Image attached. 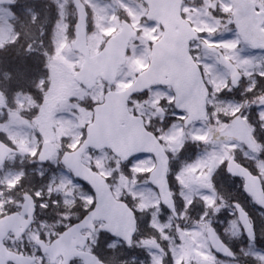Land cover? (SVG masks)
I'll return each mask as SVG.
<instances>
[{"label":"flooded vegetation","instance_id":"obj_1","mask_svg":"<svg viewBox=\"0 0 264 264\" xmlns=\"http://www.w3.org/2000/svg\"><path fill=\"white\" fill-rule=\"evenodd\" d=\"M251 2L257 13L264 14V0ZM15 6L1 8L14 12ZM9 21L12 24L13 19ZM232 26L238 30L236 22ZM195 28L200 41L192 44L191 51L210 92L208 118L191 121L188 112L176 109L171 88L156 87L129 101L138 135L142 127L151 135L136 147L150 151L122 159L110 151L88 149L90 159L105 154L114 160L106 169L114 177L106 176L96 163L88 162V167L103 175L116 199L135 213L138 230L132 244L110 235L104 220L88 224L96 200L88 185L74 179L77 189L71 204L53 199L47 210L44 200L20 185L8 191V199L0 200L11 201L0 220L18 218L2 241L0 264H84L80 254H93L105 264H141V234L151 245V264H264V208L247 189L260 183L264 191V46L257 48L240 36L242 46L226 47L227 32ZM222 57L236 68L235 74L223 66ZM93 109L94 105L92 121ZM157 155L165 160L159 161ZM164 166L166 172H159ZM120 175L122 188L115 184ZM136 189L146 191L143 197L147 196L144 203L150 202L149 209L142 210V200L128 192ZM29 195L33 209H25ZM243 215L252 225L251 236L242 224ZM72 229L74 235L55 257L47 255L48 247ZM218 240L230 256L218 252ZM121 252L126 256L109 262V256Z\"/></svg>","mask_w":264,"mask_h":264},{"label":"rangeland","instance_id":"obj_2","mask_svg":"<svg viewBox=\"0 0 264 264\" xmlns=\"http://www.w3.org/2000/svg\"><path fill=\"white\" fill-rule=\"evenodd\" d=\"M29 1L30 5L37 2L45 11L56 9L59 16L49 34L51 47L44 55L45 60L41 62L33 91L9 90L12 72L6 62L2 64L0 61V85L3 78L6 79L4 91L0 86V137L19 152L0 169V200L8 199L9 190L13 192V188L24 185L26 190L35 192L37 199L44 200L43 206L47 210L53 199L61 198L60 202L71 204L72 191L77 189V185L74 178L62 167L60 159L64 153L75 150L83 142L85 128L92 121L90 106L102 101L106 91L101 86L88 93L75 80V74L81 69L84 59L72 51L76 17L74 10L70 8L71 0ZM82 1L90 15L89 46L92 55L98 54L107 40L121 30L122 19L128 18L140 33L138 40L131 46L127 66L120 72L118 89L122 88L133 81L137 73L148 67L151 45L160 38L162 30L157 24L145 20L147 7L141 0ZM31 7L33 9L35 6ZM31 7L28 11L30 14ZM234 12L233 0H185L183 8L184 16L204 32L220 29L227 32L224 44L232 48L239 44L242 46L239 32L232 26L235 23ZM14 18L12 10L0 7V51H8L4 47L16 39L9 21ZM12 51L16 56L20 45L12 46ZM40 51L42 52V48ZM245 56L243 53V60ZM14 69L22 71L20 66L14 65ZM24 69L25 73L29 72L28 67L24 66ZM33 72L31 67L30 73ZM46 141L57 145L60 153L48 166H42L37 158L42 144ZM84 162L87 165L88 162L96 163L106 176L114 177L110 170H106L114 163L111 157L102 154L90 159L86 154ZM121 178V175L118 176L115 182L120 188L123 186ZM130 183L129 181L126 188H129ZM128 192L134 198H140L143 203L147 200V196L143 197L146 192L144 190ZM17 195H21V192ZM10 202H0V215L6 212V206ZM149 203H144L145 206L141 209H149ZM141 239V264H151L148 260L151 245L142 234ZM125 256L124 252L109 256V262H117L118 257L121 260Z\"/></svg>","mask_w":264,"mask_h":264},{"label":"water","instance_id":"obj_3","mask_svg":"<svg viewBox=\"0 0 264 264\" xmlns=\"http://www.w3.org/2000/svg\"><path fill=\"white\" fill-rule=\"evenodd\" d=\"M148 7L147 21L157 22L164 30L163 37L152 47V60L149 68L138 76L136 82L124 92H111L106 95L105 103L95 108V121L87 128V138L83 145L73 153H67L62 160L63 165L70 170L80 181L89 184L96 194V209L88 217L103 219L108 222L106 229L115 237H120L130 243L136 231V221L133 212L124 204L115 200L106 180L98 173L93 172L82 162V156L89 148L97 150L110 149L117 156L125 153L150 151L139 150L137 144L150 137L145 129L141 136L137 133L136 119L128 112V101L136 93H144L153 87H172L176 95V107L181 112L190 113L192 121L207 117V99L209 92L203 82L200 68L194 61L190 46L199 40L198 33L190 22L183 17L184 0H142ZM237 10L236 18L241 34L249 44L255 47L264 46V33L261 26V14H257L250 0H234ZM77 11L76 40L72 45L73 51L81 54L84 64L76 74V81L87 91H92L99 81L103 79L109 85H115L121 68L127 64L131 42L138 37V33L127 22L122 25V30L111 38L98 55L91 57L88 46V12L81 0H73ZM12 4L11 0H0V5ZM215 50V49H213ZM223 63L229 67L226 59ZM231 69V68H229ZM233 72V69H231ZM125 123V126L123 124ZM145 136V137H144ZM137 139V141H136ZM244 141V140H242ZM252 141L246 142L250 145ZM245 143V141H244ZM143 145V144H141ZM162 151V150H161ZM16 150L0 141V168L3 167ZM58 149L50 142L44 144L39 161L47 164L56 154ZM162 154L163 151H162ZM160 161V156H158ZM163 159V158H161ZM165 160V159H163ZM166 172V168H159V172ZM254 180H258L254 178ZM259 182V181H258ZM254 196L257 204L264 208V192L262 186L254 184L247 187ZM163 202L166 203L165 191H161ZM25 209H32V197H27ZM17 216H9L0 220V248L7 233L12 229ZM246 233L253 235V228L248 216L241 218ZM14 229V228H13ZM129 233L123 236L122 232ZM73 230L66 233L49 250L53 255L55 250L71 238ZM218 251L219 243L216 241ZM4 248V247H3ZM225 250V249H224ZM85 264H102L94 256H82ZM23 260H27L23 258ZM31 263V260H30Z\"/></svg>","mask_w":264,"mask_h":264},{"label":"trees","instance_id":"obj_4","mask_svg":"<svg viewBox=\"0 0 264 264\" xmlns=\"http://www.w3.org/2000/svg\"><path fill=\"white\" fill-rule=\"evenodd\" d=\"M23 1V0H22ZM30 5L27 6V4H24V2L20 3V11L22 9H25L26 11H29ZM31 14L28 15L24 22L20 20V30H22V33L19 37L20 40H25L24 44H20L21 53L17 56L12 55V81H11V87H9V90L16 91L21 90L24 91L26 89L27 92L29 90L33 91V88L37 82L38 74L40 73V69L42 66V60H45V57L40 56L42 55L40 48L41 40L44 38V36H47L51 33V30L57 21L58 12L56 9H53L51 11L46 10V14H42L41 16H38L40 14V9L31 7ZM24 26V28H22ZM26 29V30H24ZM45 32L47 34H45ZM14 65L22 67L23 70L24 66L28 67L29 72L25 73L24 71H16L14 69ZM33 68L34 72L30 73V68ZM35 68V69H34ZM5 78H3V81L1 83V88L4 91L5 87ZM4 85V86H3Z\"/></svg>","mask_w":264,"mask_h":264}]
</instances>
